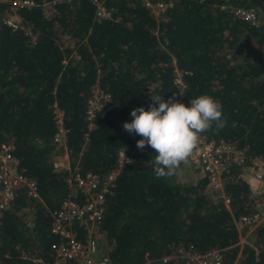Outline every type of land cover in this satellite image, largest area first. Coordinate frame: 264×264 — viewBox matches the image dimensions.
<instances>
[{"label": "trees", "instance_id": "trees-1", "mask_svg": "<svg viewBox=\"0 0 264 264\" xmlns=\"http://www.w3.org/2000/svg\"><path fill=\"white\" fill-rule=\"evenodd\" d=\"M148 1L170 3L156 17L145 0H100L107 14L97 16L91 0H33L16 11L30 28L24 33L3 22L8 0H0V143L10 144L16 169L35 191L16 188L0 209V264L49 256L57 238L49 231L51 211L72 191L68 170L54 167V159L65 155L70 169L102 175L118 149L128 161L96 232L111 264H186L174 256L160 261L178 246L218 247L221 264L235 257L264 264V223L242 245L234 223L252 209L243 165L264 167V0ZM237 6L252 8L256 21L235 15ZM95 90L109 99L88 119L85 101ZM201 94L219 99L227 117L223 129L202 134L244 153V164L220 174L226 202L208 191L206 173L193 181L176 172L157 179L155 150L138 149L142 137L123 128L151 95L189 105ZM55 107L65 129L61 144L52 139Z\"/></svg>", "mask_w": 264, "mask_h": 264}, {"label": "built area", "instance_id": "built-area-1", "mask_svg": "<svg viewBox=\"0 0 264 264\" xmlns=\"http://www.w3.org/2000/svg\"><path fill=\"white\" fill-rule=\"evenodd\" d=\"M96 5L95 14L103 16L107 10L100 0H91ZM170 2L156 1L145 4L150 8L154 16L159 17L160 11ZM34 5L33 0H8V14L3 22L12 29H21L24 33H30L29 26L22 22L16 14L17 9ZM234 13L242 19L250 22L256 21V15L252 8L237 6ZM33 34L31 38H33ZM178 86L177 96L181 95L182 82L178 76L175 78ZM178 97L176 98L178 100ZM109 99L107 93L95 90L85 101V115L91 119L96 110ZM62 111L54 108L55 132L53 141L61 144L64 139L65 129L62 126ZM189 159L200 169V172L208 175V191L214 196H220L227 201L222 193V181L220 174L229 165H242L245 158L242 149L233 147L224 141L207 139L203 134L197 147ZM128 161L124 151L118 149L115 163L104 174L92 172L81 173L70 169L66 156L53 160L54 167H63L68 170L66 181L71 187V192L64 197L60 206L51 211L49 231L57 236L56 240L49 244V256L46 258L28 256L27 264H111L107 253V246L98 242L96 233L102 215L103 204L107 194L111 192L114 179L120 168ZM251 167V168H249ZM246 169H248L246 171ZM241 177L250 189L251 207L249 212L238 215L235 226L239 232L238 245L251 243L242 236V232H252L253 229L264 223V167L257 164L243 165ZM26 186L27 192L35 195L34 182L26 178L14 165V159L10 154V144L0 143V209L8 205L14 190ZM25 256V255H23ZM179 257L186 264H221V249L210 247L203 251L191 248L176 247L172 253L160 257L161 262L170 257ZM231 264H240L237 257Z\"/></svg>", "mask_w": 264, "mask_h": 264}, {"label": "clouds", "instance_id": "clouds-1", "mask_svg": "<svg viewBox=\"0 0 264 264\" xmlns=\"http://www.w3.org/2000/svg\"><path fill=\"white\" fill-rule=\"evenodd\" d=\"M150 97L152 103L147 109L139 106L131 110L132 120L125 121L123 128L142 137L137 141L138 149L143 150L147 145L155 150L156 155L151 159L155 176L168 178L182 163L188 162L200 135L223 129L227 117L222 102L208 94L191 98L189 105L178 101L175 95L168 100L161 95Z\"/></svg>", "mask_w": 264, "mask_h": 264}, {"label": "rangeland", "instance_id": "rangeland-1", "mask_svg": "<svg viewBox=\"0 0 264 264\" xmlns=\"http://www.w3.org/2000/svg\"><path fill=\"white\" fill-rule=\"evenodd\" d=\"M247 170L248 169H246V171ZM199 174H200L199 167L190 159H188L187 163H182L180 167L176 170V177L179 180L193 181L199 176ZM251 233L252 232L246 233V231H244L241 234L246 240H250V238L252 237Z\"/></svg>", "mask_w": 264, "mask_h": 264}]
</instances>
